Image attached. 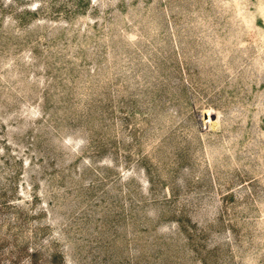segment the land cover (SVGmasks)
<instances>
[{"label": "rangeland", "instance_id": "rangeland-1", "mask_svg": "<svg viewBox=\"0 0 264 264\" xmlns=\"http://www.w3.org/2000/svg\"><path fill=\"white\" fill-rule=\"evenodd\" d=\"M0 264H264V0H0Z\"/></svg>", "mask_w": 264, "mask_h": 264}, {"label": "water", "instance_id": "water-1", "mask_svg": "<svg viewBox=\"0 0 264 264\" xmlns=\"http://www.w3.org/2000/svg\"><path fill=\"white\" fill-rule=\"evenodd\" d=\"M210 116H211V114H209V113H207V112L204 113V118H205V119H209Z\"/></svg>", "mask_w": 264, "mask_h": 264}]
</instances>
